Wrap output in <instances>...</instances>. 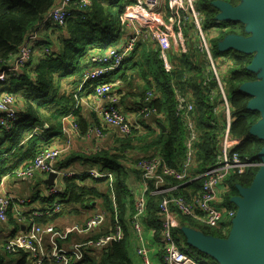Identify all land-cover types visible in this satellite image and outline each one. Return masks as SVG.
<instances>
[{
  "label": "trees",
  "instance_id": "trees-1",
  "mask_svg": "<svg viewBox=\"0 0 264 264\" xmlns=\"http://www.w3.org/2000/svg\"><path fill=\"white\" fill-rule=\"evenodd\" d=\"M55 1L0 0V62L9 59L17 52L23 39L36 30L37 24L43 15L51 9ZM215 1H223L232 7H238L241 4V0H198L196 9L202 18V23H204V30L212 27L217 21L219 12L214 7ZM128 4H133V1L90 0L87 9L82 11L73 9L70 19L63 26L45 25L41 37L39 36V39L36 40L34 45L36 49L28 64L17 76H6L0 82L2 93L16 97L19 103V110L13 126L9 130L0 126V177L8 171L15 170L18 166L32 161L38 153L39 145L61 131L60 120L71 113L74 104L73 96L71 98L66 95L65 81L78 72L77 63L87 55L90 48L99 47L105 50L118 42V34H120L118 19L125 12ZM229 36L248 38L251 34L243 23L222 22L219 26L218 35L209 40L213 46L214 56L220 53V45ZM37 48H47L49 54L44 55L41 51L35 54ZM156 51L148 47L143 49L138 56L136 53L139 50L135 52L129 59L136 58V60L127 61L131 64V67L128 68L131 72L128 75L125 73L121 79L128 81L131 75L138 73L143 81V92L139 98L143 104L145 93L148 90L155 91L157 96L150 103V106L156 110V116L159 117L160 124L164 126L165 131L154 137L149 148L159 153L168 167L176 170L181 167L183 161L184 134L179 118L175 115V99L171 82H175L179 84L181 89L187 88L193 93L192 99H194L196 111L199 113L197 118L201 133L195 174H202L214 164L219 140L217 138L218 132L211 126V122L215 119L211 114L210 102L203 96L200 89V81L203 77L201 58L190 49L189 51L183 50L181 44L177 45L173 52L175 60H171L174 65L173 71L167 74L157 58ZM221 54L231 60L224 73L226 74V91L231 107V117L234 119L231 124L230 135L242 140L235 147V152L242 159L249 158L253 161H259V153L263 150L264 141L252 135L250 129L260 121L261 116L257 111L248 109L252 97L241 90L245 83L259 80L258 74L250 70L256 54L241 53L233 49ZM4 68L5 66L0 63V72ZM107 78L105 79L107 84L114 81L111 77ZM79 124L81 134H87V123L85 122V125L82 126L80 121ZM45 125L47 128H44ZM35 129H39V131L33 134ZM76 158L92 168L97 167L102 172L108 171L114 177L112 192L116 197L120 221L123 223L126 213L129 212L130 214L134 198L126 185L127 177L123 174L119 155L98 150L89 156L78 154ZM74 160L73 156H68L63 160L61 166H72ZM257 170L256 168L247 170L245 175L235 174L227 180L229 190L224 200L225 207L235 208L233 200L239 196V189L250 186ZM81 175L80 172L74 179L65 180L66 188L62 190L58 199L62 203L64 201V203L86 204L89 208L96 196H102L98 195L95 189L92 192V189L88 191L85 186L78 187L76 179L86 178ZM169 180L176 183L171 179ZM201 183V179L188 181L184 186H179L172 194L183 196L189 200L199 191ZM150 188H153L152 183H150ZM188 188H191L192 192L185 194L184 189ZM162 196L150 195L149 191L146 193V217L144 220L147 226L154 228L158 235L160 229L158 206ZM50 199L53 202L55 198L50 197ZM51 201L45 204L51 205ZM103 207L109 214V223L113 224L109 194L104 197ZM50 220L52 219L45 216L37 218L36 222L46 225ZM186 220L189 219L186 218ZM191 222L197 225L193 221ZM200 228L207 235H212L211 237L216 239L226 238L229 232L227 229V234L223 235L220 231ZM129 247L130 243L128 236H126L123 241L111 244L102 251V257L99 260L85 257L76 264H130L127 252ZM193 248L189 246L187 249L191 251L190 256L200 264H217L212 257L206 256V259H201L200 253ZM21 255L20 264H26L25 255Z\"/></svg>",
  "mask_w": 264,
  "mask_h": 264
},
{
  "label": "built area",
  "instance_id": "built-area-1",
  "mask_svg": "<svg viewBox=\"0 0 264 264\" xmlns=\"http://www.w3.org/2000/svg\"><path fill=\"white\" fill-rule=\"evenodd\" d=\"M198 0H133V5L128 6L123 14L119 16L120 33L123 40L120 45L107 49H91L88 55L87 64L91 68L83 72L80 81L79 91L85 87L93 89L92 107L99 120L116 127L121 136H128L131 131L129 120L126 114L120 110L115 96L111 93V83L107 84L105 79L109 74L118 71L123 62L138 51V46L144 43L156 46L157 58L162 63L165 73L173 71V43L182 46L183 50L197 53L203 64V77L200 81V89L203 96L210 102L212 117L215 119L211 126L218 132L217 152L214 164L207 168L202 174L196 175L198 165L197 152L201 142L198 116L195 102L189 89H181L179 84L171 82V88L175 99V115L179 118L184 134L182 145L183 161L179 169H173L166 165L165 160L152 155L150 158L142 159L136 163V169L142 177V192L135 198L134 212L131 219V228L135 233V252L141 258L142 264H151L147 252L145 240L142 233L141 221L146 217V193L150 183L153 189L163 198L158 206L160 218V239L162 259L164 264H200L190 256L185 247L180 249L179 243L175 240L172 226L173 220L181 215L188 218L203 228H211L215 231L227 234L224 226L231 224L236 215L235 208L224 207V200L229 190L227 180L232 175H245L247 170L259 169L260 161H253L249 158L242 159L235 152V147L242 140L233 138L230 135V128L233 122L231 107L227 98L222 81V75L227 69L231 60L222 57L223 63L214 56L213 46L209 40L219 33V26L222 22L216 21L212 27L203 29L202 18L196 9ZM90 0H56L47 11L41 21L37 24L36 30L26 36L17 52L7 60L0 63L5 66L0 72V80L6 76L15 77L31 60L35 51L36 40L39 39L45 25L63 26L70 19L72 10H85L89 7ZM126 37V38H125ZM44 55L49 51L45 50ZM225 74V73H224ZM226 75V74H225ZM154 90H148L144 97V106L138 113V118L149 121L156 116V110L150 103L156 99ZM19 103L16 97L8 94H0V125L9 130L16 120ZM76 127V126H75ZM96 136L99 131L95 130ZM71 149L69 144L55 150H41L33 161L24 168L8 173V177L27 178L36 172L49 175L62 173L54 169L53 163L61 155H67ZM95 180L107 179L110 184V203L112 207L113 224L109 232L105 233L95 241L78 243L71 249L61 248L60 241H65L70 233L90 234L95 229L101 228L107 221L109 214L104 211H96L88 219L83 227L75 226L66 232L56 231L51 226H40L36 220L38 216H54L60 212L62 205L59 200L51 205L44 204L43 209H37L23 216L19 208L25 206V201L16 200L15 209L17 215L26 222L25 228L19 231L8 241L6 251L16 253L19 250L25 252L31 264H76L82 261L87 248H107L111 244L119 243L123 239L120 214L118 212L116 197L112 192L113 177L110 174H101L97 171L87 173ZM67 177L72 174L65 175ZM169 179L175 181L179 186L188 181L201 179V187L191 199L183 196H174L172 193L178 187L172 189V193L166 189ZM62 189L56 184L50 190L51 197H58ZM14 198L0 196V222L7 220V211L14 205ZM13 204V205H12ZM227 223V224H226ZM229 233V232H228ZM48 236L49 251L45 252L42 245V236Z\"/></svg>",
  "mask_w": 264,
  "mask_h": 264
},
{
  "label": "crops",
  "instance_id": "crops-1",
  "mask_svg": "<svg viewBox=\"0 0 264 264\" xmlns=\"http://www.w3.org/2000/svg\"><path fill=\"white\" fill-rule=\"evenodd\" d=\"M132 5L133 4H128L127 7ZM50 37L52 38L53 36ZM118 38V42L115 43L113 47L120 45V43L122 42V32L118 34ZM148 47H151L156 50V46L154 44L148 43L139 45L138 50L141 51ZM175 47L176 45L175 43H173V52L175 50ZM95 48H90V50H93ZM39 50H41V53L43 54V52L47 50V48H41ZM90 50L88 51L87 55L77 63L78 72L65 81V89L67 92L66 95L71 98L73 96L74 100V104L71 108V113L60 120L61 131L55 133L45 143H41L37 150V152H40L41 150H55L67 144L71 146V149L67 155H61V157L53 163L54 169H57L59 172H61L62 177H59L56 174L53 185L49 186L46 182L48 180V175H44L38 172H36V174H34L33 176L27 178H15L13 176H7L8 173H11L12 171L24 168L27 164L31 163L33 159L32 161L26 162L18 166L15 170L6 172L0 177V196L14 198V205L12 204L13 206L7 211V220L5 222H0L1 264H20V261L22 259L21 254L25 255L26 264H31L28 255L25 252L19 250V252L16 253H9L6 251V245L8 241L11 240L14 235L17 234L19 231H22L25 228V225L27 224L26 222L22 221V218L19 215H17V211L15 209L17 199H21L26 202L25 206L19 208V212L21 215L27 216L32 211H36L37 209H43L44 204L51 201V188H53L57 184L62 190H64L66 188L65 180L74 179V177H76L78 173L81 172V176L86 178L82 180L76 179L77 186H85L88 188V191L92 189V192L95 189L97 194L102 197L96 196L94 202H91L89 208L86 204H73L69 202L64 203V201L62 203V201L58 199L60 204L62 205V209L60 210V212L54 216L49 215V219L52 220L47 222L46 225L40 223L37 224L43 227L51 226L56 231L58 230L61 232H66L71 230L75 226L83 227L86 221L93 216L94 212L98 210L104 211V197L110 194L111 189L109 181L107 179L95 180L94 178L89 177L87 173L93 170L101 174L111 175V173L108 171L102 172L97 167L92 168L87 163L76 158L78 154L89 156L97 152L98 150H104L109 152L110 154L119 155V157L121 158L119 160V163L123 170L124 176L127 177L126 185L130 189L134 198L130 210L131 215L129 214V212H127L126 216L124 217V222L122 223V221H120L123 233L122 241L125 239L126 236H128L130 247L127 252L128 257L130 259V264H142L141 258L137 255V252H135L134 247L136 244V237L135 233L132 231L131 228V219L134 212L135 198L139 196L143 189L142 177L140 176L139 171L136 169V163L142 159L150 158V156L152 155L160 156L159 153H156V151L154 152V150L150 149L149 146L153 141L154 137L158 136L160 132H164L165 128L162 124H160V121L158 119L159 117H151L149 121H144L138 118V113L144 106L142 100L139 99L141 93L143 92V81L141 80V77L138 75V73L131 75L128 81H124L121 79V77L125 73H127L128 75L131 72L128 69L131 67V64L128 63V60L131 59L135 61L136 58H128L126 61H124V65L121 69L109 74L108 76V78L111 77V79H114L113 82L111 81V93L116 98L117 103L115 105L120 106L121 112L123 114H126V119H128L129 124L132 125L130 134L128 136H121L119 130L116 127L112 125L109 126L108 124L102 122V120H99V118L94 113L92 107L91 100L93 96V89L85 87L83 90L79 91V86L81 84L80 81L83 72L91 68L90 64H87ZM0 82H2V80H0ZM1 89L2 87L0 86V92L2 93L3 91ZM182 89L184 90L186 88ZM16 109L18 112V106L16 107ZM80 121L82 122V126L85 125V122L87 123V134L85 135L81 134L79 124ZM44 128H47V126L45 125ZM95 130L99 131V136H96ZM38 131L39 129H35L33 134L37 133ZM68 156L74 157L75 160L73 165L69 167H62L61 163ZM67 174H72V176H65ZM178 186L179 185L177 183H172L169 180L165 188L172 193V189ZM180 186H184V184ZM148 191L150 195H159L154 191L153 188H150V185L148 187L147 192ZM191 192V188L184 189L185 194ZM54 201L55 199L53 200V202ZM42 217L45 216H38V218ZM111 227L112 224L109 223L108 217L106 223L101 228L95 229V231L90 234L70 233L65 241L59 242V245L61 248L71 249L78 243H87L89 241H95L105 233L109 232ZM141 228L147 252L149 253L150 263L164 264L162 259L163 251L161 250V239L159 230L158 235L154 228H149L147 226L146 221L144 219L141 221ZM224 228L226 230L228 229L229 231L230 225L228 224V226H224ZM185 231L192 232L205 237H211L209 234L207 235V233L203 231L202 228L197 225H194L190 219L186 220V218L182 217L181 215H178V217L173 220L172 232L175 240L179 243L181 250L185 247H189ZM42 245L43 250L45 252H48L50 247L47 235L42 236ZM107 248H87L84 258L91 257L92 259L99 260L102 257V251L106 250ZM193 249H195V251H197L198 253L204 252L196 247H194Z\"/></svg>",
  "mask_w": 264,
  "mask_h": 264
},
{
  "label": "water",
  "instance_id": "water-1",
  "mask_svg": "<svg viewBox=\"0 0 264 264\" xmlns=\"http://www.w3.org/2000/svg\"><path fill=\"white\" fill-rule=\"evenodd\" d=\"M220 22L243 23L251 34L248 38L229 36L219 47V52L235 50L255 53L250 70L258 74V81L245 83L241 90L252 99L248 109L257 111L261 119L250 133L264 141V0H241L238 7L215 1ZM261 166L248 188L239 189L234 198L236 215L231 221L226 239L205 237L185 231L189 246L210 255L217 264H264V146L259 153ZM56 174H49L46 181L53 185Z\"/></svg>",
  "mask_w": 264,
  "mask_h": 264
},
{
  "label": "rangeland",
  "instance_id": "rangeland-1",
  "mask_svg": "<svg viewBox=\"0 0 264 264\" xmlns=\"http://www.w3.org/2000/svg\"><path fill=\"white\" fill-rule=\"evenodd\" d=\"M40 51H41V50H39V49L37 48L35 54H36V53H40ZM141 51H142V50H141ZM141 51L137 52L136 55H137V56L140 55ZM35 54H34V55H35ZM217 56H218L217 59L220 60V62H222V61H223V60H222V59H223V58H222L223 55H222L221 53H219ZM222 63H223V62H222ZM221 75H222V81H223L224 91H225V94H226V96H227V91H226V84H227V83H226V79H225V74L223 73V74H221ZM227 98H228V96H227ZM56 200H58V197L55 198V201H56ZM208 229L213 230V229H211V228H208ZM210 236H212V235H210ZM195 254H197V253H195ZM206 256H207V257H211L210 255H208L207 253H204V252L200 253V255H199V257H200L201 259H206ZM193 259H194V258H193ZM194 260H195V259H194ZM196 261H197V260H196ZM197 262H198V261H197Z\"/></svg>",
  "mask_w": 264,
  "mask_h": 264
}]
</instances>
